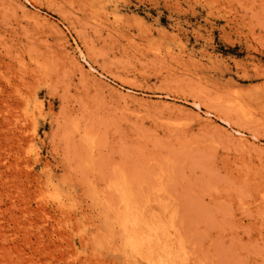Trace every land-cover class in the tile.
<instances>
[{"label":"rangeland","instance_id":"obj_1","mask_svg":"<svg viewBox=\"0 0 264 264\" xmlns=\"http://www.w3.org/2000/svg\"><path fill=\"white\" fill-rule=\"evenodd\" d=\"M89 182L178 208L191 264H264V0H0V264H85Z\"/></svg>","mask_w":264,"mask_h":264},{"label":"bare ground","instance_id":"obj_2","mask_svg":"<svg viewBox=\"0 0 264 264\" xmlns=\"http://www.w3.org/2000/svg\"><path fill=\"white\" fill-rule=\"evenodd\" d=\"M86 138L85 139L87 141L85 140V142L89 143L88 141L89 137ZM83 142L84 141L82 142L80 141L81 145H84ZM90 161L92 162L91 159ZM79 162H81V160ZM49 177L52 182V179L54 177L52 175L51 176L49 175ZM233 179L235 180V177H233ZM242 179L243 178H241V180ZM242 181L237 183H242ZM123 183L119 185H121L122 187ZM105 184L110 186L109 185L110 180L105 179ZM77 185L71 183V187L65 188V190H63L62 192L61 189L62 187L59 186L58 184L55 185L53 183V196L57 199L60 198L59 207H58L59 209L60 207L64 209H66L67 207V209H69L70 206L68 207L67 203L65 202L67 198L73 200V198L79 197ZM108 186L105 187L107 191L109 190ZM137 187L138 188H133V190L127 191L126 187L124 188L123 185V189H120L121 199L120 201H117L113 196L114 193L112 194V197L109 198L107 196L108 193L106 190L102 191L104 189H98V186L97 187L96 185L94 186L92 182L87 183V189H84V191L87 190V194L90 196V201L96 200V203L97 202L101 203L100 204L102 206L101 217H103L104 222H106V223L103 222L100 223V225L105 224L103 229H101V231H103L102 234L100 233V229H99V231H97L96 235L93 237L94 234H93L92 226H94L95 224L91 223L94 221L92 220L93 215L92 213H90L91 211L88 213L89 214L88 217H86V214H83V217L82 216L78 217V214L76 212L71 213L74 214V217L76 219L75 221L76 233L80 236L81 240L84 241L83 243L85 245L84 247L90 250L89 256L91 255L92 257L94 255V251H93L94 249L92 247L93 238L99 241L105 240L107 235L109 237L108 231H111L110 229L108 230V228H111V226L114 223H117L119 227V236L122 239V245L125 249L124 252L125 256L123 258V261H120L119 264H140V262L146 264H189V263L191 264L190 258L187 255L188 245L186 246V240H185V233L187 232L185 231L183 232L184 228L183 229L180 228V226L177 225L178 221L176 222V217L178 216L179 209L168 207L167 205H163V204L158 206V204L154 202L152 203L151 198H153L154 194L151 193V197L149 196L150 194L149 195L147 194L146 196L145 191L144 193H141L139 191L141 187L139 186ZM152 192H154V190H152ZM102 194H104L103 196H106L105 198H103V201L102 198H100V195ZM26 200L28 201L27 198ZM77 200L74 201L75 205ZM44 206L45 205H43V207ZM64 209H63V214L70 217L71 214L70 213L67 214V211H65ZM44 216L49 218L48 211H46V209L44 210ZM87 218L89 219V221L88 220L84 221ZM62 224H63L62 220L59 219L57 220V227H54V228H58L59 238L61 239L63 237V234H66L65 232L68 231L62 227ZM62 230L65 231L62 233ZM57 246H60L61 248V243L57 244ZM91 257H88L84 261L85 264H92ZM51 258H54L53 255L51 256ZM96 264H111V263L110 261L108 262L104 258L103 261H98Z\"/></svg>","mask_w":264,"mask_h":264}]
</instances>
